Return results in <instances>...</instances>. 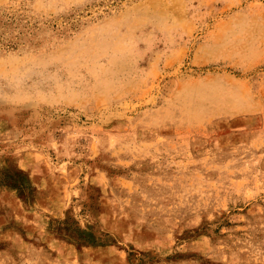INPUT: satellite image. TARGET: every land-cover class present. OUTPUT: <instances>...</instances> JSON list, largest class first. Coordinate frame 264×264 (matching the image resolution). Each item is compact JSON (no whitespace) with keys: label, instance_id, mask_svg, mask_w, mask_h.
<instances>
[{"label":"rangeland","instance_id":"1","mask_svg":"<svg viewBox=\"0 0 264 264\" xmlns=\"http://www.w3.org/2000/svg\"><path fill=\"white\" fill-rule=\"evenodd\" d=\"M0 264H264V0H0Z\"/></svg>","mask_w":264,"mask_h":264}]
</instances>
